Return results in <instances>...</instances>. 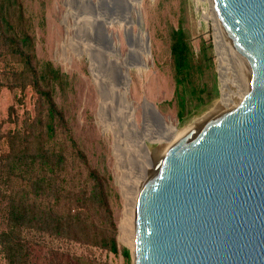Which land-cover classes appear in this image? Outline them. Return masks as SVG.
<instances>
[{
  "label": "rangeland",
  "instance_id": "374dc122",
  "mask_svg": "<svg viewBox=\"0 0 264 264\" xmlns=\"http://www.w3.org/2000/svg\"><path fill=\"white\" fill-rule=\"evenodd\" d=\"M108 1L110 3L106 1L104 4L102 0H25L35 27L38 57L53 62L68 77L64 91H60L55 99L62 107L78 144L92 162L97 163L101 159V164H106L119 194L118 204L113 208L117 224V253L74 242H61L60 248L64 253L59 254L33 246L34 264H130L132 246L121 237L120 229L121 223L130 218L128 182L135 176L143 175L138 174L141 168L146 170L148 164L181 141L213 110L229 105L243 94L234 61L229 54L222 56V49L217 45L207 0H138L132 10L134 19L130 17L131 22L127 18H111L114 9L120 7ZM98 13H107L110 18L104 26L121 54L119 63L127 55L131 30L136 36H142L147 50L144 55L147 65L128 63L121 69L125 74L122 80L124 96L133 109L128 118L122 114L118 100L112 103L106 101L92 64V60L97 61L100 54L92 45L104 41V38L98 37L99 23L92 19ZM179 38L189 43L195 57L205 54L204 58L208 59L204 64L211 66L197 72L187 87L192 92L199 85L200 89L212 92L209 99L205 92L201 94L205 102L200 106L194 107L193 100L189 105L190 111L182 117L178 116L180 98L175 94L171 50L173 41ZM106 55L110 56V53ZM242 63L244 76H249L246 62ZM109 69V76L115 80L113 66ZM224 84L227 89L233 90L229 101L223 96ZM15 98L18 99L16 104ZM145 102L157 109L166 124L175 127L174 135L167 141L154 138L160 128L154 116L150 118V124L145 125ZM33 104L31 90L16 96L6 89L0 90V152L5 150L1 135L13 126L8 117L9 106H15L21 120ZM138 132L146 135L145 148L150 152L149 156H144V149L137 143ZM1 213L0 205V225ZM122 248L129 250V258L122 255ZM0 264H5L1 255Z\"/></svg>",
  "mask_w": 264,
  "mask_h": 264
},
{
  "label": "water",
  "instance_id": "95a60500",
  "mask_svg": "<svg viewBox=\"0 0 264 264\" xmlns=\"http://www.w3.org/2000/svg\"><path fill=\"white\" fill-rule=\"evenodd\" d=\"M214 4L248 64L247 93L213 110L148 166L133 264H264V0ZM112 64L119 79L121 66Z\"/></svg>",
  "mask_w": 264,
  "mask_h": 264
},
{
  "label": "trees",
  "instance_id": "16d2710c",
  "mask_svg": "<svg viewBox=\"0 0 264 264\" xmlns=\"http://www.w3.org/2000/svg\"><path fill=\"white\" fill-rule=\"evenodd\" d=\"M171 50L182 117L193 100L194 107L205 102L203 92L211 97L199 85L192 92L187 87L197 72L211 66L204 64L205 54L195 57L182 38L173 41ZM67 78L53 62L38 57L25 0H0V90L34 95L33 108L21 120L9 106L13 126L1 135L0 255L5 264H34L33 246L64 253L61 242L119 250L113 210L119 194L112 175L78 144L55 99ZM122 255L129 258V250L122 248Z\"/></svg>",
  "mask_w": 264,
  "mask_h": 264
},
{
  "label": "bare ground",
  "instance_id": "6f19581e",
  "mask_svg": "<svg viewBox=\"0 0 264 264\" xmlns=\"http://www.w3.org/2000/svg\"><path fill=\"white\" fill-rule=\"evenodd\" d=\"M108 2V0H102V2ZM110 1H119V0H110ZM122 1V5L120 8L114 9L115 11L112 13L111 18L114 20H118L121 18H127L128 22H131L133 16V8L134 5L138 3V0H120ZM208 1V14L210 17V20L213 23V28L216 35L217 45L222 49V56H225V54H229L232 60L234 61L235 69L237 70V74L239 75L241 86L240 91L243 90V94L236 98L234 101L238 100L239 98L244 97V95L247 93L248 88V74L244 76L243 74V61H245V58L241 56L237 50L234 48L233 44L231 43L223 24L221 23L218 13L216 11V7L214 4V0H207ZM106 2V3H107ZM118 7V6H117ZM102 8V7H101ZM111 15V14H110ZM132 17V18H130ZM94 21H97L99 24H104L105 21H109L110 18L107 16V13H98L94 15L92 18ZM134 19V18H133ZM131 30V26L128 27ZM96 50L100 51L99 59L97 61L92 60V64L94 65L95 74L97 75L101 85H102V93L104 95V98L106 101L111 102L114 100H118V104L120 106V110L122 111V114L125 115L127 118L130 117L132 113V107L130 103L125 99L124 96V86L122 85L123 78L125 79V74L121 70L122 66L125 67L128 63H141L146 64V60L144 55L146 50V47L143 43V38L141 35L136 36L132 30L129 36V44L127 49V55L122 58V62L119 63L118 60L121 57V54L116 47V45L113 42L112 36L110 34H106V38H104V41H97L94 45H92ZM110 53V56H107L106 53ZM242 58V59H241ZM105 59V61H103ZM243 60V61H242ZM113 61L120 65V77L119 79H112L110 74L111 66H113ZM110 65V66H109ZM248 66V64L246 63ZM249 70V69H248ZM233 90L227 89L226 84L222 86V92L223 96H225V100L227 101L231 100V93ZM110 95V96H109ZM109 99V100H108ZM232 101V102H234ZM144 113L146 116V122L145 125L150 124V118L154 116L156 119V123L160 128H158V131H156L154 138L161 140V141H167L168 138L172 137L175 132V127L170 124H166L157 114L154 107L148 103H144ZM148 132V131H147ZM154 132V131H153ZM143 133V132H142ZM139 134V132H138ZM145 136L144 134H139V137L137 140V143L140 144V146L144 149L143 153L144 156H149L150 152L145 148L146 142H145ZM152 136V135H151ZM149 159V158H148ZM147 160V157H146ZM149 164L146 167V170L148 168ZM146 170L140 169L138 174H143L140 176H135L133 180L128 182L127 186V202L128 206L130 208L129 214L130 218L129 220L124 221L121 223V237L126 239L130 242L132 246V250L135 248V214H136V207L137 203L140 197L143 180L145 176ZM144 172V173H143ZM142 176V177H141ZM128 207L126 209H129Z\"/></svg>",
  "mask_w": 264,
  "mask_h": 264
},
{
  "label": "built area",
  "instance_id": "2783aa9c",
  "mask_svg": "<svg viewBox=\"0 0 264 264\" xmlns=\"http://www.w3.org/2000/svg\"><path fill=\"white\" fill-rule=\"evenodd\" d=\"M130 264H133V263H132V261H131V263H130Z\"/></svg>",
  "mask_w": 264,
  "mask_h": 264
}]
</instances>
